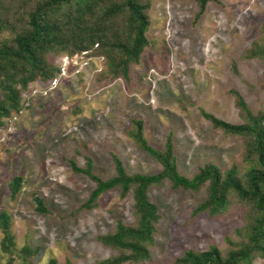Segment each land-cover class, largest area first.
Returning <instances> with one entry per match:
<instances>
[{
    "label": "rangeland",
    "instance_id": "obj_1",
    "mask_svg": "<svg viewBox=\"0 0 264 264\" xmlns=\"http://www.w3.org/2000/svg\"><path fill=\"white\" fill-rule=\"evenodd\" d=\"M143 2L148 45L126 78L113 75L107 57L93 45L87 65L77 54L79 73L69 68L55 84L30 83L20 93L21 113L2 120L0 212L8 216L11 241L2 246L0 230V264H97L125 253L98 237L112 234L116 221L135 225L131 191L124 197L107 191L86 208L95 184L72 171L68 161L83 168L90 158L92 172L103 180L115 175L112 156L127 174L160 172L129 137L132 120L143 121V135L155 149L171 135L177 170L187 178L207 163L221 172L235 167L240 177L245 172L244 139L214 129L200 110L242 123L235 91L252 113H264V59L248 56L264 38V0L209 2L197 19L196 0ZM9 38L0 33V41ZM64 56L50 54L48 61L59 68ZM14 176L23 182L11 197ZM35 196L47 213L36 211ZM148 196L159 214L150 259L123 264H177L186 251L211 246L225 257L245 241L248 209L233 194L227 209L212 217L195 212L206 185L190 192L165 181L150 187ZM250 264L264 260L254 256Z\"/></svg>",
    "mask_w": 264,
    "mask_h": 264
},
{
    "label": "trees",
    "instance_id": "obj_2",
    "mask_svg": "<svg viewBox=\"0 0 264 264\" xmlns=\"http://www.w3.org/2000/svg\"><path fill=\"white\" fill-rule=\"evenodd\" d=\"M209 2L217 3V0H196V19ZM146 9L143 0H0V33L10 34L9 39L0 41V127L3 119L20 111V93L30 83H51L56 79L59 68L48 61L50 54L65 52L71 57L96 45V51L107 57L113 75L126 78L129 65L138 63L148 45ZM249 52V57L264 59V38L261 45H254ZM231 93L242 123L231 124L203 110L200 114L214 129L244 139L246 170L242 177L235 167L221 172L212 163L199 168L191 178L179 174L171 135L166 137L162 149L151 147L143 135L142 120L131 121L129 137L161 166L160 172L130 175L121 161L112 156L115 175L103 180L92 172L90 158L85 157L83 168L68 161L72 171L85 175L95 184L84 207L91 208L103 193L113 189L118 190L120 197L132 193L135 225L125 226L116 221L112 234L98 237L102 244L125 253L97 264L139 263L150 259L149 248L154 243L159 214L148 190L165 181L175 189L190 192L206 185L205 200L197 205L196 213L205 212L211 217L223 213L230 194L248 209L245 241L225 257L211 246L204 252L186 251L176 260L177 264H250L254 256L264 260V113H252L237 92ZM22 182V177H12L11 197L19 192ZM34 203L37 212L47 213L42 199L35 196ZM0 230L1 245L7 247L11 237L9 219L4 212H0Z\"/></svg>",
    "mask_w": 264,
    "mask_h": 264
},
{
    "label": "built area",
    "instance_id": "obj_3",
    "mask_svg": "<svg viewBox=\"0 0 264 264\" xmlns=\"http://www.w3.org/2000/svg\"><path fill=\"white\" fill-rule=\"evenodd\" d=\"M87 52L88 51L81 52V57L80 58L83 61L81 63H83L84 65H87V59L85 57ZM77 57H78V55L76 54V55H73L71 57L70 56H64L61 59V64L59 66V73H58L56 79L53 82H51V84H55L58 80L63 78L67 74V71H68L69 68H73L76 73H79L81 71V69H82L81 63H79L78 66H76ZM78 67H79V69H78ZM19 113H21V111H19Z\"/></svg>",
    "mask_w": 264,
    "mask_h": 264
}]
</instances>
